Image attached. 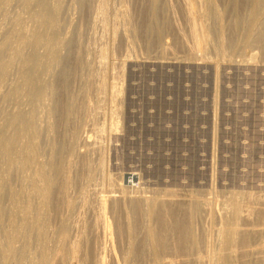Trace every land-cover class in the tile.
<instances>
[{"label":"bare ground","instance_id":"bare-ground-1","mask_svg":"<svg viewBox=\"0 0 264 264\" xmlns=\"http://www.w3.org/2000/svg\"><path fill=\"white\" fill-rule=\"evenodd\" d=\"M139 45L217 75L264 62V0H0V264H264V196L185 203L107 171Z\"/></svg>","mask_w":264,"mask_h":264},{"label":"rangeland","instance_id":"rangeland-1","mask_svg":"<svg viewBox=\"0 0 264 264\" xmlns=\"http://www.w3.org/2000/svg\"><path fill=\"white\" fill-rule=\"evenodd\" d=\"M141 48L124 66L120 126L104 142L107 171L135 172L142 179L133 189H176L185 203L194 192L219 198L220 208L236 194L247 209L244 191L264 196V62L224 63L217 75L210 62H160Z\"/></svg>","mask_w":264,"mask_h":264}]
</instances>
